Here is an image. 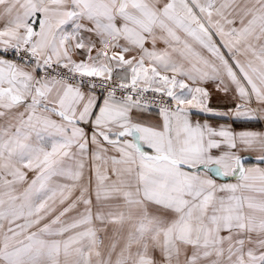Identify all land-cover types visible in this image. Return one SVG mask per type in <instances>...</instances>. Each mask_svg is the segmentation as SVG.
Returning <instances> with one entry per match:
<instances>
[{"label":"snow or ice","instance_id":"1","mask_svg":"<svg viewBox=\"0 0 264 264\" xmlns=\"http://www.w3.org/2000/svg\"><path fill=\"white\" fill-rule=\"evenodd\" d=\"M0 264H264V0H0Z\"/></svg>","mask_w":264,"mask_h":264},{"label":"crops","instance_id":"2","mask_svg":"<svg viewBox=\"0 0 264 264\" xmlns=\"http://www.w3.org/2000/svg\"><path fill=\"white\" fill-rule=\"evenodd\" d=\"M252 163H255L254 158L251 161ZM219 182H235L234 178H223V177H217L216 178Z\"/></svg>","mask_w":264,"mask_h":264}]
</instances>
